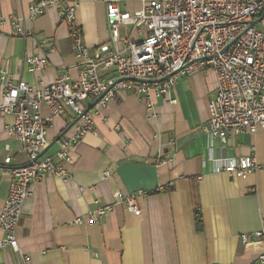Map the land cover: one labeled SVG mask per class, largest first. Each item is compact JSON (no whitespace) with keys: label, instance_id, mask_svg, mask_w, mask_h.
Instances as JSON below:
<instances>
[{"label":"crops","instance_id":"1","mask_svg":"<svg viewBox=\"0 0 264 264\" xmlns=\"http://www.w3.org/2000/svg\"><path fill=\"white\" fill-rule=\"evenodd\" d=\"M35 1L0 0L3 83L47 87L62 74L76 80L80 60L69 27L55 8L27 20ZM62 1L77 4V24L91 52L109 41L104 0ZM262 14L256 28L264 32ZM121 28L122 38L132 33ZM43 57L41 71L27 63ZM215 95L212 70L179 75L151 115L142 98L120 93L93 115V130L71 149L64 164L68 178L47 174L33 186L16 231L20 251H0V264H252L264 252V235L256 236L264 233V129L223 140L210 137L209 102ZM42 116H49L45 105ZM76 119L67 110L49 123V143L67 129L64 136L73 134ZM13 121L0 115V167L7 171L0 181V211L10 170L28 164L20 143L7 133ZM60 140L45 154L57 164ZM241 158H254L258 169L244 178L217 171ZM118 192L137 195L142 213L132 214ZM106 207L111 209L106 215L92 219ZM244 235L250 236L248 243ZM5 236L0 229V239Z\"/></svg>","mask_w":264,"mask_h":264},{"label":"built area","instance_id":"2","mask_svg":"<svg viewBox=\"0 0 264 264\" xmlns=\"http://www.w3.org/2000/svg\"><path fill=\"white\" fill-rule=\"evenodd\" d=\"M104 3L109 41L93 52L84 43L77 24L76 3L36 0L29 7L30 22L55 8L69 27L73 53L80 60L76 80L62 74L47 87L25 82L4 84L6 72L0 68V115L13 117L7 133L20 143L28 157V164L10 170L8 198L0 211V229L6 235L0 239V251H20L16 231L24 204L33 196V186L47 174L68 178L64 164L70 162L71 149L93 130V115L101 114L120 93H134L142 98L151 115L156 100L169 95L179 75L212 70L216 76V95L209 102V136L223 140L244 132L257 134L264 129V32L250 28L264 12V0H104ZM121 27L131 28L130 36L122 38ZM135 31H142L143 36L135 37ZM27 63L41 71L46 59L31 58ZM97 99L100 101L85 113L88 107L84 103ZM44 105L49 110L48 117L42 116ZM67 110L79 120L74 133L60 140L57 164L50 156L41 154L50 144L49 123L64 116ZM11 158L7 156L6 163ZM257 169L254 158H241L228 161L217 171L244 178ZM6 172L0 167V181ZM109 176V172L104 174L105 178ZM116 196L126 202L132 214L142 213L137 195L125 197L118 192ZM110 210V207L100 209L92 219ZM263 235L256 233L257 237ZM242 240L248 243L250 236L244 235ZM252 264H264V252Z\"/></svg>","mask_w":264,"mask_h":264},{"label":"water","instance_id":"3","mask_svg":"<svg viewBox=\"0 0 264 264\" xmlns=\"http://www.w3.org/2000/svg\"><path fill=\"white\" fill-rule=\"evenodd\" d=\"M262 16L264 17V12L262 14ZM259 24V20H255L250 24V28L252 27H256V25ZM228 48V47H227ZM226 48V49H227ZM131 81H134V79H128ZM100 101L99 99H97L96 101H94L89 107L88 109H86V112L88 114V112H90L93 107L97 104V102ZM79 120V117L74 121V123L70 126L71 127L75 126V124L77 123V121ZM69 131V129L65 130L57 139H55L53 142L50 143V145L42 152L41 157L44 156L67 132Z\"/></svg>","mask_w":264,"mask_h":264},{"label":"rangeland","instance_id":"4","mask_svg":"<svg viewBox=\"0 0 264 264\" xmlns=\"http://www.w3.org/2000/svg\"><path fill=\"white\" fill-rule=\"evenodd\" d=\"M122 8H123V6H122ZM120 31L122 32V33H121V36L124 37L125 32H124L123 28H121Z\"/></svg>","mask_w":264,"mask_h":264},{"label":"trees","instance_id":"5","mask_svg":"<svg viewBox=\"0 0 264 264\" xmlns=\"http://www.w3.org/2000/svg\"><path fill=\"white\" fill-rule=\"evenodd\" d=\"M197 221L199 222V218L197 219Z\"/></svg>","mask_w":264,"mask_h":264}]
</instances>
